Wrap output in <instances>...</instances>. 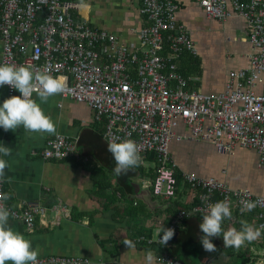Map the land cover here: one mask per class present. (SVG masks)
<instances>
[{
	"label": "built area",
	"instance_id": "built-area-1",
	"mask_svg": "<svg viewBox=\"0 0 264 264\" xmlns=\"http://www.w3.org/2000/svg\"><path fill=\"white\" fill-rule=\"evenodd\" d=\"M198 2L209 18L227 21L241 17L250 30L248 65L232 70L225 91L219 93L188 90L187 79L178 72L180 56L184 52L195 56L198 50L187 27L177 20L178 5L173 0H142L140 12L148 24L138 32L140 47L135 51L120 44L116 35L77 18L78 5L73 1L0 0V64L25 65L33 71L47 67L51 75L65 77L66 87L60 94L88 103L98 121L106 120L107 142L132 139L138 145L142 165L152 157V193L172 201L179 191L176 164L170 158L175 139L210 142L222 154H233L240 147L252 149L264 170V0ZM166 42L171 51L167 57L163 55ZM3 86L10 95H20L9 85ZM181 124L188 132L178 131ZM78 146L77 140L57 134L47 141L42 156L80 161L83 156ZM183 181L190 192L195 191L199 202L190 209H178L173 216L169 226L173 236L162 244L165 250L158 257L159 264H175L167 249L182 221L205 215L208 205L219 200L229 202L232 215L222 221L227 226L236 222V215L239 219L249 215L253 226L260 228V236L264 235V189L256 195L244 188L231 189L213 177L193 174L184 175ZM0 193H6L4 179ZM242 201H253L255 207L248 210ZM0 203L8 208L9 218L21 221L29 231H34L37 221L50 226L69 213L61 202L51 208L25 201L16 206L7 200ZM50 216L53 221L47 219ZM37 264L118 262L50 256L37 258Z\"/></svg>",
	"mask_w": 264,
	"mask_h": 264
},
{
	"label": "crops",
	"instance_id": "crops-1",
	"mask_svg": "<svg viewBox=\"0 0 264 264\" xmlns=\"http://www.w3.org/2000/svg\"><path fill=\"white\" fill-rule=\"evenodd\" d=\"M69 1L78 5L77 18L93 28L116 35L119 43L130 50L139 49L138 32L148 24L140 12L142 0ZM173 1L178 5L177 20L187 27L198 50L195 56L184 52L176 62L178 72L188 81V90L225 91L229 73L248 65L251 45L247 22L237 16L227 21L211 19L198 0ZM82 3L87 7L81 6ZM2 50L0 41V60ZM170 53L166 42L163 55L167 57ZM10 96L13 95L6 87L0 86V101ZM32 98L56 128L54 133L30 132L22 125L7 131L0 128V142L11 149L4 157L7 161L3 176L7 201L13 206L25 201L46 208L61 202L69 211L54 225L45 226L37 221L34 231H29L21 221L9 218L13 230L39 249L37 258L74 256L94 262L147 264L145 253L151 250L155 257L153 264H159L158 257L165 250L157 243L162 235L160 229L169 228L178 209H190L199 202L195 191L190 192L184 183V175L213 177L227 183L231 189L244 188L256 195L263 192L264 181L247 179L237 171L230 177L228 170L223 169V175L217 172L222 153L212 143L175 139L170 145V158L176 164L177 179L180 177L179 191L175 200L165 201L152 193L155 174L152 157L145 165L139 162L126 174L117 176L112 171L115 161L107 151L106 120L98 121L95 110L88 103L63 97L60 93L43 103L37 94ZM178 131L186 133L188 128L181 124ZM57 134L78 141L82 160L43 158L47 141ZM246 149L240 147L235 153L227 154L229 163L234 165L233 160L237 158L255 160L258 169L264 172L258 165L257 153ZM240 150L247 152L246 156L240 157ZM202 217L203 214H198L182 221L170 246L175 249L176 256L172 255L175 260H183L186 264H238V253L248 252L253 264H264V235L233 248L223 246L221 233L210 238L215 249L204 250L200 243L203 234L199 229ZM47 219L53 221L54 218ZM242 221L253 226L251 216L239 219L236 215L237 223L227 226L222 222V228L239 230ZM126 241H131V246Z\"/></svg>",
	"mask_w": 264,
	"mask_h": 264
},
{
	"label": "clouds",
	"instance_id": "clouds-1",
	"mask_svg": "<svg viewBox=\"0 0 264 264\" xmlns=\"http://www.w3.org/2000/svg\"><path fill=\"white\" fill-rule=\"evenodd\" d=\"M81 6L87 7V4L82 3ZM5 84L17 90L20 95H13L0 101V128L7 131L22 125L30 132H55V123L32 98V94L36 92L40 102H45L50 96L64 91L65 77L51 75L47 67L41 71H33L25 65L0 64V86ZM107 151L111 153L115 161L112 171L117 176L126 174L142 159L138 145L132 139L109 140ZM10 152L11 149L0 142V182L7 166L4 157ZM7 199V193H0V201ZM242 203L248 210L255 207L253 201H242ZM231 215L227 199L208 205L207 213L203 215L199 223V229L203 234L200 236V243L204 250H214L215 245L210 238L217 237L221 233L223 246L233 248H239L246 241H252L261 235L260 228L253 227L244 221L241 222L239 230L234 227L224 230L222 221L230 218ZM9 217L8 208L0 203V264H5L6 261H11L12 264H37L39 249L33 247L31 241L20 232L13 230L9 224ZM160 231L162 232L160 242L164 245L173 236V230L162 227ZM125 243L131 246L132 242ZM154 259V253L151 250L146 251L147 264H153Z\"/></svg>",
	"mask_w": 264,
	"mask_h": 264
},
{
	"label": "rangeland",
	"instance_id": "rangeland-1",
	"mask_svg": "<svg viewBox=\"0 0 264 264\" xmlns=\"http://www.w3.org/2000/svg\"><path fill=\"white\" fill-rule=\"evenodd\" d=\"M246 154L247 152L243 150L239 151L240 157H244ZM220 158H222V160H219L221 164L218 163L219 166L217 167V172L220 174H222L223 169H225L228 170V177L232 175V172L237 171L239 175H242L247 179L252 178L254 181H264V172L258 169L255 160L245 161L244 159L237 158L233 160L234 165H232L229 163L230 159L227 154H221ZM258 175H260V177H258Z\"/></svg>",
	"mask_w": 264,
	"mask_h": 264
},
{
	"label": "trees",
	"instance_id": "trees-1",
	"mask_svg": "<svg viewBox=\"0 0 264 264\" xmlns=\"http://www.w3.org/2000/svg\"><path fill=\"white\" fill-rule=\"evenodd\" d=\"M153 176L155 178V174ZM177 180H178V183H180V177H178ZM170 248H171V249H169L170 254L173 255V256H176L175 255V249L172 248V247H170ZM218 253L219 252H217V254ZM237 258H238V264H253L254 263V261L252 260V256L249 255L248 252H245V253L240 252V253H238V257Z\"/></svg>",
	"mask_w": 264,
	"mask_h": 264
},
{
	"label": "water",
	"instance_id": "water-1",
	"mask_svg": "<svg viewBox=\"0 0 264 264\" xmlns=\"http://www.w3.org/2000/svg\"><path fill=\"white\" fill-rule=\"evenodd\" d=\"M176 237V236H175ZM175 264H186L183 260H176Z\"/></svg>",
	"mask_w": 264,
	"mask_h": 264
}]
</instances>
